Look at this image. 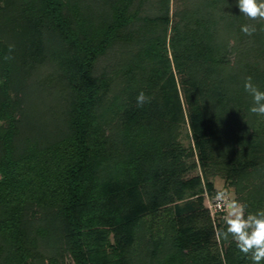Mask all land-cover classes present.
Listing matches in <instances>:
<instances>
[{"label":"trees","instance_id":"obj_1","mask_svg":"<svg viewBox=\"0 0 264 264\" xmlns=\"http://www.w3.org/2000/svg\"><path fill=\"white\" fill-rule=\"evenodd\" d=\"M176 1L0 0V264H252L204 193L264 209V21Z\"/></svg>","mask_w":264,"mask_h":264},{"label":"clouds","instance_id":"obj_2","mask_svg":"<svg viewBox=\"0 0 264 264\" xmlns=\"http://www.w3.org/2000/svg\"><path fill=\"white\" fill-rule=\"evenodd\" d=\"M236 6L241 15L248 20L264 21V0H236ZM241 31L251 36L257 29L253 24H244L241 26ZM14 47V45L8 46L5 60L12 58L11 53ZM244 90L252 98L250 112L257 116H264V91L253 83L250 76L245 79ZM136 102L137 106L143 107L145 103L150 102V97L140 91ZM213 199L221 213V225L216 229L217 240L231 238L239 252L249 258L252 264H264V209L248 212L247 205L236 199L228 189L217 191Z\"/></svg>","mask_w":264,"mask_h":264},{"label":"rangeland","instance_id":"obj_3","mask_svg":"<svg viewBox=\"0 0 264 264\" xmlns=\"http://www.w3.org/2000/svg\"><path fill=\"white\" fill-rule=\"evenodd\" d=\"M176 0H172V12L174 11L175 7H176ZM179 89L182 90V88L180 87ZM184 94V93H183ZM184 115H185V118H186V123L184 125V129H183V134H182V137H181V142L183 143V145L185 147H190L191 145L194 146V140H193V136H192V130H191V127H190V123L188 121V111L186 109V106H184ZM200 169L198 167V169L196 170V172H198ZM195 173V172H194ZM193 172H190L189 175L191 174H194ZM214 183H215V188L219 191V190H222V189H228L230 190L233 194H234V197H235V192H234V189L231 188V187H228L226 185V181L224 178H221V177H216L214 179ZM204 197H205V200H204V204H205V207H207L210 211V214H211V217H212V220L213 222H217L218 220V217L216 214H214L212 208H211V204H212V200H213V197L214 195L212 194H209L208 192H205L204 193ZM111 239L112 241L114 240V237H113V234L111 235Z\"/></svg>","mask_w":264,"mask_h":264},{"label":"built area","instance_id":"obj_4","mask_svg":"<svg viewBox=\"0 0 264 264\" xmlns=\"http://www.w3.org/2000/svg\"><path fill=\"white\" fill-rule=\"evenodd\" d=\"M211 208H212L214 214H219L220 213L219 210L216 207V202H215L214 199L212 200Z\"/></svg>","mask_w":264,"mask_h":264}]
</instances>
